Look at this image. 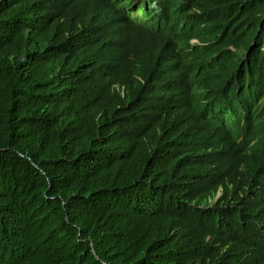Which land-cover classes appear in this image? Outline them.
<instances>
[{
	"label": "trees",
	"instance_id": "16d2710c",
	"mask_svg": "<svg viewBox=\"0 0 264 264\" xmlns=\"http://www.w3.org/2000/svg\"><path fill=\"white\" fill-rule=\"evenodd\" d=\"M112 2L0 0V264H264V0Z\"/></svg>",
	"mask_w": 264,
	"mask_h": 264
},
{
	"label": "clouds",
	"instance_id": "9594fccd",
	"mask_svg": "<svg viewBox=\"0 0 264 264\" xmlns=\"http://www.w3.org/2000/svg\"><path fill=\"white\" fill-rule=\"evenodd\" d=\"M112 8V12L118 14V10L112 0H109ZM115 1V0H114ZM121 6H123L124 15L126 18H129L131 22H136L144 26V28H150V26H153V28L158 26V23L155 21L152 13L156 10V7L154 6H147L143 5L141 3V0H120ZM142 6V10L140 7ZM146 21V24H143V22ZM158 30V29H157ZM234 118V117H233ZM232 118L233 121V128H232V137L234 140H237L238 142L243 140H248L251 136H247L243 132V120L237 121ZM264 121V120H263ZM219 195V193L216 194V197ZM215 197V198H216Z\"/></svg>",
	"mask_w": 264,
	"mask_h": 264
},
{
	"label": "bare ground",
	"instance_id": "6f19581e",
	"mask_svg": "<svg viewBox=\"0 0 264 264\" xmlns=\"http://www.w3.org/2000/svg\"><path fill=\"white\" fill-rule=\"evenodd\" d=\"M161 10V9H160Z\"/></svg>",
	"mask_w": 264,
	"mask_h": 264
}]
</instances>
